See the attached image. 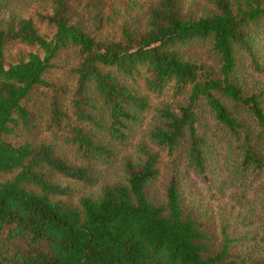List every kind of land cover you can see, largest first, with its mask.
<instances>
[{"label": "trees", "instance_id": "16d2710c", "mask_svg": "<svg viewBox=\"0 0 264 264\" xmlns=\"http://www.w3.org/2000/svg\"><path fill=\"white\" fill-rule=\"evenodd\" d=\"M0 264H264V0H0Z\"/></svg>", "mask_w": 264, "mask_h": 264}, {"label": "rangeland", "instance_id": "374dc122", "mask_svg": "<svg viewBox=\"0 0 264 264\" xmlns=\"http://www.w3.org/2000/svg\"><path fill=\"white\" fill-rule=\"evenodd\" d=\"M198 185L201 187L202 190H204L206 187V185L202 181H199ZM199 198H202V196H200Z\"/></svg>", "mask_w": 264, "mask_h": 264}]
</instances>
